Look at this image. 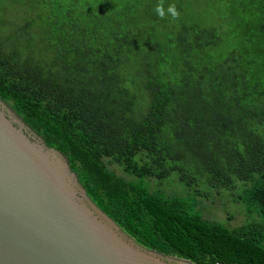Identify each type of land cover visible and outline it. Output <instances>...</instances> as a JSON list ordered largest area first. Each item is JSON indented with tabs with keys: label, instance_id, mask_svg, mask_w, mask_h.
I'll list each match as a JSON object with an SVG mask.
<instances>
[{
	"label": "trees",
	"instance_id": "16d2710c",
	"mask_svg": "<svg viewBox=\"0 0 264 264\" xmlns=\"http://www.w3.org/2000/svg\"><path fill=\"white\" fill-rule=\"evenodd\" d=\"M158 3L0 0V98L140 244L264 264V0H230L227 25L198 0H163L178 19ZM174 172L187 197L154 189ZM239 181L250 186L236 200L262 220L205 217L200 197Z\"/></svg>",
	"mask_w": 264,
	"mask_h": 264
},
{
	"label": "water",
	"instance_id": "95a60500",
	"mask_svg": "<svg viewBox=\"0 0 264 264\" xmlns=\"http://www.w3.org/2000/svg\"><path fill=\"white\" fill-rule=\"evenodd\" d=\"M0 264H197L140 244L0 98Z\"/></svg>",
	"mask_w": 264,
	"mask_h": 264
},
{
	"label": "rangeland",
	"instance_id": "374dc122",
	"mask_svg": "<svg viewBox=\"0 0 264 264\" xmlns=\"http://www.w3.org/2000/svg\"><path fill=\"white\" fill-rule=\"evenodd\" d=\"M199 4L207 10L210 15L225 17V24L227 25L231 16L235 13L230 10V0H198ZM238 7V4L236 3ZM239 6L248 8L247 3H239ZM118 174H124L120 167L112 166ZM160 181L154 180L155 188H164L165 193L170 196L187 197L193 189L189 188L177 175L176 172L172 173L169 177ZM245 183V182H244ZM238 182L235 192L214 191L211 198L200 197L202 202V212L205 217L216 220L230 228H236L254 221L262 220L260 213L257 211H249L244 202L237 201L238 195L244 194L250 186V183ZM243 185V186H242Z\"/></svg>",
	"mask_w": 264,
	"mask_h": 264
},
{
	"label": "clouds",
	"instance_id": "9594fccd",
	"mask_svg": "<svg viewBox=\"0 0 264 264\" xmlns=\"http://www.w3.org/2000/svg\"><path fill=\"white\" fill-rule=\"evenodd\" d=\"M154 11L160 19H164L166 15H170L172 19H178L180 16V12L178 11L174 3L169 4L166 11L164 8L163 0H160V3L155 6Z\"/></svg>",
	"mask_w": 264,
	"mask_h": 264
}]
</instances>
